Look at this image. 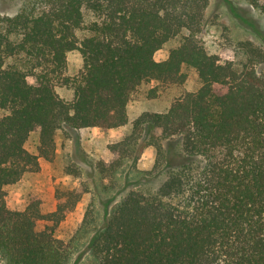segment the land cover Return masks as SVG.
Instances as JSON below:
<instances>
[{"label": "trees", "instance_id": "obj_1", "mask_svg": "<svg viewBox=\"0 0 264 264\" xmlns=\"http://www.w3.org/2000/svg\"><path fill=\"white\" fill-rule=\"evenodd\" d=\"M210 1L30 0L14 16L0 13V254L6 264L73 258L77 240L56 232L88 187L57 192V208L48 214L40 199L23 211L7 203L8 188L39 173L41 159L55 161L57 133L126 126L140 88L183 85L188 70L197 73L199 88L164 112L143 113L133 132L109 147L113 161H99L111 179L105 190L115 189L140 133L155 139L157 131L148 145L157 147L166 178L156 190L133 189L115 207L91 239L94 264H264V49L246 41L236 47L237 59L210 53L200 38ZM247 1L264 15V0ZM172 42L168 59L157 60ZM72 52L83 59L76 75L68 73ZM34 133L36 152L27 148ZM95 211L90 204L88 228Z\"/></svg>", "mask_w": 264, "mask_h": 264}, {"label": "rangeland", "instance_id": "obj_2", "mask_svg": "<svg viewBox=\"0 0 264 264\" xmlns=\"http://www.w3.org/2000/svg\"><path fill=\"white\" fill-rule=\"evenodd\" d=\"M29 1L0 0V13L14 16ZM200 38L210 53L237 59L235 50L240 42L251 41L255 46L264 49V15L247 0H211ZM176 45L175 42L167 44L156 53V59L159 61L168 59L170 50ZM68 67L70 75H76L82 70L83 59L79 52L69 54ZM187 72L188 78L183 85L158 87L159 84L153 82L140 88L128 105L130 122L126 126L117 129L91 127L76 131H59L56 135L55 161L49 163L41 159L39 173L27 174L21 182L8 188L7 203L11 209L23 211L32 199H40L41 211L44 214L56 210L57 192L75 190L81 186L89 188L90 192L84 195L56 232L57 236L64 240H77L70 264H94L90 252L91 239L96 230L107 221L115 207L133 189L153 191L166 178V168L158 166L157 147L148 145L158 140L157 131L154 132L155 139L150 133H140L137 153L116 175L115 189L105 190L106 185H111V179L101 174L99 161L102 159L109 163L113 161L114 155L109 147L130 135L135 121L143 113L164 112L181 94L199 88L197 73L194 70ZM155 87H158V95L151 98L149 93ZM59 92L64 97L71 95L69 91ZM38 142L39 133L32 134L27 142V148L36 152ZM146 144L147 148L143 149ZM90 204H93L96 210V220L88 228L84 220ZM0 264H6L1 254Z\"/></svg>", "mask_w": 264, "mask_h": 264}]
</instances>
